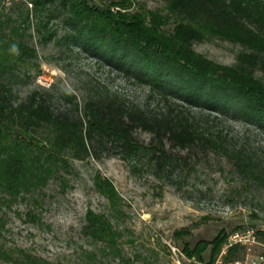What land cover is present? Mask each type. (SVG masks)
I'll list each match as a JSON object with an SVG mask.
<instances>
[{
  "label": "rangeland",
  "instance_id": "obj_1",
  "mask_svg": "<svg viewBox=\"0 0 264 264\" xmlns=\"http://www.w3.org/2000/svg\"><path fill=\"white\" fill-rule=\"evenodd\" d=\"M113 1L118 0L89 4L102 8ZM132 1L148 10L162 9L167 2ZM4 2L12 7L11 0ZM50 8L44 17L46 29L37 31L30 17L26 38L37 50L38 66L26 73L20 68L10 79L20 98L38 89L50 94L55 108H63L65 97L74 96L82 109L90 97L108 92L154 113L173 104L190 116H204L212 134L221 133L223 143L242 150L262 168L244 169L236 153L213 151L202 143L183 150L164 141L170 159L159 166L147 156L136 164L109 142H92L90 156L69 158L68 172L61 171L45 186L2 207L0 248L23 249L52 264H120L113 256H103L102 246L84 235L88 209L107 216L120 232L119 246L129 264H207L209 250L199 262L184 254V244L193 247L199 240L212 241L222 230L228 235L248 226L264 232V120L232 97L216 105H206L203 93L188 97L184 82L172 73H164L165 85L155 86L137 57L107 40L95 42L78 33L66 23L65 13L54 11L55 5ZM193 49L224 66L236 65L244 51L239 44L215 37L195 42ZM255 70V77L264 82V65ZM134 137L145 147L155 143L140 130ZM97 175L115 186L120 198L116 208L95 188ZM181 230L188 234L175 236ZM224 256L220 252L215 264L229 262ZM0 264L10 263L0 259Z\"/></svg>",
  "mask_w": 264,
  "mask_h": 264
},
{
  "label": "trees",
  "instance_id": "obj_2",
  "mask_svg": "<svg viewBox=\"0 0 264 264\" xmlns=\"http://www.w3.org/2000/svg\"><path fill=\"white\" fill-rule=\"evenodd\" d=\"M11 3L7 8L0 0V211L21 195L45 186L61 171L68 172L69 158L90 156L92 142H109L136 164L147 156L159 166L170 159L164 141L183 150L202 143L213 151L236 153L244 169L262 168L242 150L223 143L221 133L212 134L204 116H190L173 104L154 113L106 92L90 97L82 109L74 96H66L67 105L58 109L50 94L42 90L20 98L10 79L20 68L26 73L38 66L37 50L26 38V31L32 25V15L35 29H46L44 17L55 5L54 11L65 13L66 23L78 33L95 42L107 40L137 57L155 86L165 85L164 73H172L184 82L188 97L203 93L206 105L232 97L246 103L258 120H264V82L255 77V68L264 65V0H167L159 10H148L132 0L113 1L102 8L90 5L89 0ZM210 37L244 49L236 65L215 64L194 51L195 42ZM13 46L18 52L12 51ZM163 98L167 103V97ZM137 130L151 135L155 143L149 147L140 144L134 137ZM94 186L112 208L118 206L120 198L111 180L97 175ZM83 232L102 246L103 256L129 264L119 246L120 232L107 216L88 209ZM187 234L181 230L175 236ZM227 236L222 230L212 241L199 240L193 247L186 243L183 252L202 262L209 250L207 264H215ZM258 236L264 239V232ZM239 251V247H229L224 261L234 259ZM0 259L10 264H52L23 249L0 248Z\"/></svg>",
  "mask_w": 264,
  "mask_h": 264
},
{
  "label": "built area",
  "instance_id": "obj_3",
  "mask_svg": "<svg viewBox=\"0 0 264 264\" xmlns=\"http://www.w3.org/2000/svg\"><path fill=\"white\" fill-rule=\"evenodd\" d=\"M258 232L257 228L248 226L229 233L222 255L226 254L229 247H239L242 254L225 264H264V241L260 240ZM218 264L221 262L218 261Z\"/></svg>",
  "mask_w": 264,
  "mask_h": 264
},
{
  "label": "clouds",
  "instance_id": "obj_4",
  "mask_svg": "<svg viewBox=\"0 0 264 264\" xmlns=\"http://www.w3.org/2000/svg\"><path fill=\"white\" fill-rule=\"evenodd\" d=\"M12 51L13 52H18V50H17V48L15 46H13Z\"/></svg>",
  "mask_w": 264,
  "mask_h": 264
}]
</instances>
